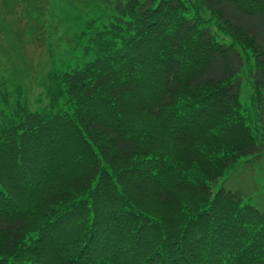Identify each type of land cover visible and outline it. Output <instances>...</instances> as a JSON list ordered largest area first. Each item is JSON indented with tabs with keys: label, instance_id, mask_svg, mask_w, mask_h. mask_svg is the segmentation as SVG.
Returning a JSON list of instances; mask_svg holds the SVG:
<instances>
[{
	"label": "trees",
	"instance_id": "16d2710c",
	"mask_svg": "<svg viewBox=\"0 0 264 264\" xmlns=\"http://www.w3.org/2000/svg\"><path fill=\"white\" fill-rule=\"evenodd\" d=\"M111 11L45 108L0 119V264H264V212L211 188L264 155V0Z\"/></svg>",
	"mask_w": 264,
	"mask_h": 264
},
{
	"label": "rangeland",
	"instance_id": "374dc122",
	"mask_svg": "<svg viewBox=\"0 0 264 264\" xmlns=\"http://www.w3.org/2000/svg\"><path fill=\"white\" fill-rule=\"evenodd\" d=\"M116 0H0V119L18 107L45 108L54 90L53 74L77 69L93 58L85 52L93 32L107 24ZM32 4L37 23L28 21ZM35 15V16H36ZM35 25L34 30L31 26ZM246 87L239 96L240 112L252 135L258 137ZM60 98V97H58ZM211 185L243 195V204L264 212V155L244 163Z\"/></svg>",
	"mask_w": 264,
	"mask_h": 264
}]
</instances>
